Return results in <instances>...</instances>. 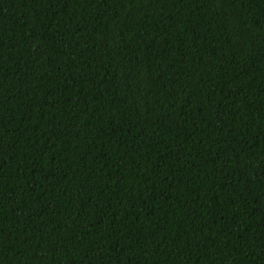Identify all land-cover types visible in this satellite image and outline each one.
I'll list each match as a JSON object with an SVG mask.
<instances>
[{
    "label": "trees",
    "instance_id": "1",
    "mask_svg": "<svg viewBox=\"0 0 264 264\" xmlns=\"http://www.w3.org/2000/svg\"><path fill=\"white\" fill-rule=\"evenodd\" d=\"M0 264H264V0H0Z\"/></svg>",
    "mask_w": 264,
    "mask_h": 264
}]
</instances>
